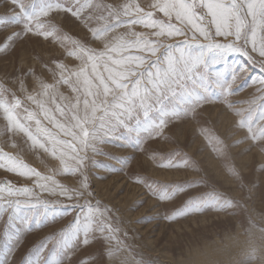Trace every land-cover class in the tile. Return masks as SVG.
<instances>
[{"label": "snow or ice", "instance_id": "6c2138e0", "mask_svg": "<svg viewBox=\"0 0 264 264\" xmlns=\"http://www.w3.org/2000/svg\"><path fill=\"white\" fill-rule=\"evenodd\" d=\"M4 3L12 7L0 15V31L10 27L21 30L7 35L0 50L11 48L17 40L31 33L59 43L66 48L67 56L79 64L70 68L60 61H53L56 71L51 68L48 71L53 73L54 83L45 82L29 70L26 75L33 76L40 89L38 92H29L25 79H19L20 91L39 113L27 108L15 92L0 84V114L6 121V131L21 134L32 149H42L60 162V168L52 175H44L18 155L0 148V169L34 178V188L0 183V212L10 213L4 230V244L0 246L3 249L0 264H8V256L25 228L45 224L50 219L54 222L61 211L41 200L35 189L41 193L59 194L68 200L85 201L74 206L79 209L74 221L53 237L56 243L43 264H65L71 250L80 243L87 245L97 234L114 239L112 234L118 229L108 219L110 209L102 207L99 201L92 204L87 199L93 193L89 191L88 178L82 169L88 150L102 154L98 152L97 142H104V136L121 126L133 131L128 122L136 119L140 125L141 113L144 131L152 136L159 134L171 120L194 115L205 103L220 101L237 117L234 127L247 132V136L235 144L251 140L253 146L259 144L260 150L264 151V103L257 108L251 107L257 100L264 101V0H151L147 10L136 0H127L118 6L102 0H4ZM53 12L69 13L91 33L92 41H99L102 47H91V41L73 39L50 24L47 18ZM93 20L104 23L93 27ZM133 26L151 31L136 32ZM119 28L128 30L118 33ZM176 37L185 39L176 44H166L163 39ZM217 37H222L223 42ZM198 38L207 43H199ZM67 44L72 46L68 48ZM229 56L233 57V65L224 72L216 69L213 76V66L226 62ZM239 57L258 67L261 75L246 76L245 83L233 88L240 74L248 72ZM248 79L251 84L259 85V95L249 102V109H237L228 97L247 87ZM61 85L74 93L71 100L59 92ZM213 88L218 92L212 91ZM57 97L59 101L68 102L62 104ZM50 104H55L54 110ZM153 110L160 118L150 122L149 113ZM57 112L66 118V122L56 119ZM41 115L58 129V133H53L42 123ZM201 132L206 135L207 130L201 129ZM61 136L69 139H61ZM212 140L215 141L214 151L222 152L227 147L219 137L211 138L210 143ZM183 163L187 165L188 161ZM159 166L181 165L161 162ZM77 173L82 177L78 188L67 187L54 179L57 174L72 176ZM230 174L237 175L234 169H230ZM136 182L144 184L149 193L161 201L172 199L188 187L161 186L139 177ZM234 206L233 201L213 194L190 199L181 210L165 218L171 221L177 216L203 211L205 207L223 210ZM259 231L264 233V228ZM46 248L47 242L42 243L36 251L37 258L30 259L27 264H41L38 257ZM120 251L117 247L110 250L109 255L115 257ZM261 251V248L251 247L240 264H254L258 259L264 264V255H258Z\"/></svg>", "mask_w": 264, "mask_h": 264}, {"label": "rangeland", "instance_id": "374dc122", "mask_svg": "<svg viewBox=\"0 0 264 264\" xmlns=\"http://www.w3.org/2000/svg\"><path fill=\"white\" fill-rule=\"evenodd\" d=\"M102 2L118 6L127 0ZM136 2L147 10L151 0ZM11 7V4L5 5L4 0H0V15L5 14ZM157 15L163 18L162 14ZM47 20L73 39L91 41V47H102L99 41H92L91 33L69 13L53 12ZM103 23L95 20L91 22L93 27ZM20 30L19 27H10L0 31V49L3 48L7 35ZM127 30L119 28L117 32L123 33ZM133 30L151 31L141 26H133ZM212 31L214 32V28ZM163 39L166 44H176L185 38ZM216 39L223 42L222 37ZM198 42L207 43L202 38H198ZM71 46L67 44L68 48ZM238 59L248 72L240 74L233 88L245 83L246 76L261 75L258 67L248 63L243 57ZM53 61H60L70 68L79 64L74 58L67 56L66 48L59 43L29 33L17 40L11 48L0 50V84L15 92L27 108L39 113V109L27 101L26 94L20 91L19 79H25L29 92H38L40 89L35 79L26 74L32 70L45 82L54 83L53 73L48 71V68L56 71ZM232 65L233 57L229 56L226 62L222 61L213 66L212 75H215L216 69L224 72ZM258 86L251 84L248 79V86L229 96L228 101L237 109L247 110L250 107L249 102L259 95ZM212 91L218 92L214 88ZM59 92L69 100L74 97V93L66 85L59 86ZM57 101L62 104L68 102L59 101V97ZM260 103L264 101L257 100L251 107L257 108ZM49 107L54 110L55 104H50ZM55 116L58 121L66 122V118L58 112ZM39 118L53 133H58V129L42 115ZM159 118L157 111L149 113L150 122L158 121ZM139 119L140 125H137L136 119L128 122L133 131L121 126L104 136V142H97L98 152L102 154H94L88 150L85 167L82 169L88 178L89 191L93 193L87 199L92 204L99 201L102 207L110 209L108 219L118 229L112 234L114 239L109 240L104 234H97L87 245L80 243L71 250L70 259L65 264H240L253 246L262 249L258 255H264V239L261 238L264 233L259 231L264 228V151L260 150L259 144L253 146L251 140L235 144L247 136V132L234 127L237 117L233 112L220 101L205 103L194 115L171 120L159 134L152 136L144 131L143 113ZM5 126L6 121L0 114V148L5 152L18 155L26 164L44 175H52L54 170L60 168L59 160L42 149H32L25 137L7 132ZM201 129L207 130L208 138L202 134ZM214 137H219L227 145L222 152L213 150L215 141L210 143V139ZM60 138L69 139L63 136ZM13 144L16 145L15 148L12 147ZM80 154L85 155L84 152ZM185 160L188 161L187 165L183 163ZM161 162L181 166L160 167ZM230 169H234L237 175H231ZM138 177L161 186L188 187L172 199L161 201L151 195L144 184L136 182ZM54 179L67 187L78 188L82 177L79 173L72 176L57 174ZM33 180L34 178L20 177L0 169V183L11 182L17 187L34 188ZM35 191L41 200L49 202L50 207L61 211L54 222L50 219L45 224H33L30 228H25L8 256V264H27L30 259L37 258V249L47 242V248L38 257L43 264V259L49 256L56 243L53 237L71 224L79 214V209L74 206L85 202L84 199L68 200L59 194L41 193L39 189ZM213 194L233 201L236 206L223 210L205 207L203 211L177 216L171 221L165 218L181 210L190 199ZM64 209L68 211L65 212ZM9 214L0 212V246L4 244V230ZM117 247L121 249L118 255L110 256V250ZM2 251L0 247V252ZM254 264H261V261L258 259Z\"/></svg>", "mask_w": 264, "mask_h": 264}]
</instances>
